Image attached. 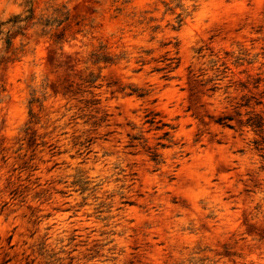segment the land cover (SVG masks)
I'll return each mask as SVG.
<instances>
[{"label":"rangeland","instance_id":"obj_1","mask_svg":"<svg viewBox=\"0 0 264 264\" xmlns=\"http://www.w3.org/2000/svg\"><path fill=\"white\" fill-rule=\"evenodd\" d=\"M35 1L69 19L0 65V264H264V0Z\"/></svg>","mask_w":264,"mask_h":264},{"label":"trees","instance_id":"obj_2","mask_svg":"<svg viewBox=\"0 0 264 264\" xmlns=\"http://www.w3.org/2000/svg\"><path fill=\"white\" fill-rule=\"evenodd\" d=\"M35 0H28L26 3V9L17 14H11L6 19H0V46L3 44L4 49L0 52V65L5 60L7 63L10 61L18 60L19 57H12L16 53V49H12L14 44V38L17 36L25 37L29 30L33 31V35L37 38L50 37L53 35L54 27L57 29L63 22L69 19L68 11L64 12V7L54 8L52 15L46 16L43 13L38 14L37 8L35 6ZM57 37V42L61 39V34H55ZM12 52L8 54L10 51ZM170 63H168V67H172L173 59H169ZM107 61V57L103 55H97L95 62ZM176 67V66H175ZM170 68V71L174 70V68ZM167 77V75H164ZM168 78V77H167ZM210 80L209 82H211ZM243 88H246L243 85ZM217 89L216 85H213L209 90L215 92ZM130 94L138 93L139 97H145L148 95L147 92H139L138 89L132 88ZM264 96V93H263ZM254 96L242 95L241 101L236 102L235 114L240 117L239 122L241 126L250 127L256 132L263 133L264 132V116L261 113H258L254 110L256 105L262 104L261 100H256L253 104L251 102ZM93 104H96L94 100H91ZM242 108H245L247 111L244 113L246 119H243V113L241 111ZM234 120V116L230 114L223 113L217 118H215V122L221 124L223 126H227L229 128H234L232 121ZM144 124L149 125V130L161 131L162 134L158 137L160 142L157 144L158 147H147V151L149 152L151 159L154 161H159L160 154L158 153V148L168 147L167 143L163 140H170L171 132L174 129L170 123L164 121L162 118H159V112L154 110L147 111L145 115ZM141 137L131 136V142L128 145L129 147H136L137 144L134 143L135 140H140ZM146 142V140H144ZM256 144L259 146L260 143L256 141ZM262 148V147H260Z\"/></svg>","mask_w":264,"mask_h":264}]
</instances>
